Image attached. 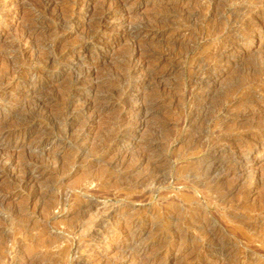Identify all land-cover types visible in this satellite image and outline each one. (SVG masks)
<instances>
[{"label":"rangeland","instance_id":"rangeland-1","mask_svg":"<svg viewBox=\"0 0 264 264\" xmlns=\"http://www.w3.org/2000/svg\"><path fill=\"white\" fill-rule=\"evenodd\" d=\"M263 21L264 0H0V264H264Z\"/></svg>","mask_w":264,"mask_h":264},{"label":"bare ground","instance_id":"bare-ground-1","mask_svg":"<svg viewBox=\"0 0 264 264\" xmlns=\"http://www.w3.org/2000/svg\"><path fill=\"white\" fill-rule=\"evenodd\" d=\"M49 1H51V0H49ZM58 1V0H57ZM193 17V16H192ZM263 17V16H262ZM194 18V17H193ZM190 19V18H189ZM191 20V19H190ZM264 22V21H263ZM98 23V22H97ZM262 23V22H261ZM264 24V23H263ZM262 25V24H261ZM142 28H143V26H138V29L137 30H142ZM258 29V28H257ZM264 42V41H263ZM257 53V52H256ZM259 53V52H258ZM257 53V54H258ZM261 55V54H260ZM261 57V56H260ZM263 57V56H262ZM264 66V65H263ZM209 68V67H208ZM264 68V67H263ZM207 71V69H202L201 70V74L199 75V76H197L198 78H196V84H194V86L195 85H197V90H198V88H199V93L197 94L196 93V96H197V98H199V96L201 97V95H203V93H201V88H202V86L211 78V77H209L208 75H209V73L208 72H206ZM199 73H200V71H199ZM79 78H80V76H76L74 79H73V81H78L79 80ZM31 80V79H30ZM240 85V84H239ZM241 86V85H240ZM243 86V85H242ZM245 87H246V85H245ZM237 89H238V87H237ZM239 89H240V87H239ZM242 89V88H241ZM240 89V90H241ZM198 92V91H197ZM203 92V91H202ZM143 96H145V95H143ZM143 98V97H142ZM202 98V97H201ZM145 99V98H144ZM143 99V100H144ZM200 100V99H199ZM153 103H155L154 101H150V100H148V99H146V100H144L139 106H140V111H138L139 113H142V112H144V116L145 115H147L151 110H152V106L154 105ZM194 103V102H193ZM45 104H46V100H39V101H36V103H35V106H34V108L33 109H31L32 111L30 112L31 113V115H30V119L32 120V119H42V118H45L46 119V114H47V110H46V106H45ZM49 107V106H48ZM73 113V112H72ZM71 113V114H72ZM205 114V113H204ZM50 116H52V115H50ZM49 116V117H50ZM75 116V115H74ZM47 117H48V115H47ZM53 117V116H52ZM51 117V118H52ZM50 119V118H49ZM52 121H54V120H52ZM257 127V126H256ZM259 127V126H258ZM257 127V128H258ZM260 128V127H259ZM256 129V128H255ZM259 130V129H258ZM257 130V131H258ZM256 131V132H257ZM259 131H260V133H259ZM258 131V133L260 134V136L261 137H264V127L262 126V129H260ZM254 134V133H253ZM259 137V136H258ZM52 138V137H51ZM255 138V137H254ZM257 138V137H256ZM260 138V137H259ZM263 139V138H262ZM48 141H51L50 140V137H48V138H46V139H43L39 144L40 145H44V144H46ZM243 141V140H242ZM208 142V141H207ZM255 142H258V141H255ZM259 142H260V140H259ZM216 143V142H215ZM256 144V143H255ZM263 145V144H262ZM64 146V145H63ZM68 146V145H67ZM248 146V145H247ZM65 148V147H64ZM67 148V147H66ZM218 148V147H217ZM243 150V149H242ZM246 151H248V150H246ZM245 153V152H244ZM242 154H243V152H242ZM210 155H212L211 157H213V158H215L216 157V155H217V152H213V153H211ZM241 155V154H240ZM246 155V154H245ZM209 156V155H208ZM242 157V156H241ZM217 158V157H216ZM239 159V158H238ZM224 160V159H223ZM223 160H221L220 161V164L219 163H211V164H209V163H205V164H201V167H197L198 169H196L197 171H196V173L193 175L194 176V179H196V181H198L199 179H210L211 177H214L217 173H219L221 170H223V166H224V163L225 162H223ZM227 160V159H226ZM230 161V160H229ZM204 163V162H203ZM236 164H239V162L237 161V162H235ZM244 163H246V160H244ZM209 164V165H208ZM227 164V163H226ZM225 164V165H226ZM240 165H241V163H240ZM200 166V165H199ZM242 166V165H241ZM236 167V166H235ZM242 168V167H241ZM191 172V171H190ZM219 175V174H218ZM217 176V175H216ZM223 176V175H222ZM221 176V177H222ZM222 179V178H221ZM214 180V179H213ZM214 187V186H213ZM211 188V187H210ZM214 191V190H213ZM230 192V191H229ZM222 194V193H221ZM131 219V218H130ZM135 223V222H134ZM84 226H86V225H84ZM83 226V227H84ZM214 228V227H213ZM78 230V229H77ZM76 230V231H77ZM80 230V229H79ZM81 231V230H80ZM84 231V230H83ZM210 231V230H209ZM223 232V231H222ZM101 233V232H100ZM225 235L226 234H224V232L223 233H221V231L220 230H217V228H215V229H213L212 231H210V240L212 241V243H213V245H211V250H213V251H215V252H217L219 249H223V248H225L226 246H227V244H225ZM106 236V235H105ZM131 241H130V243L129 244H127V246H129V245H135V244H137L138 242V240H139V237H135V236H133L131 239H130ZM139 242H140V240H139ZM141 244V243H140ZM138 245V244H137ZM212 253V252H211ZM216 254V253H215ZM214 254V255H215ZM101 261V260H100ZM106 263V262H105ZM100 264V263H99Z\"/></svg>","mask_w":264,"mask_h":264}]
</instances>
